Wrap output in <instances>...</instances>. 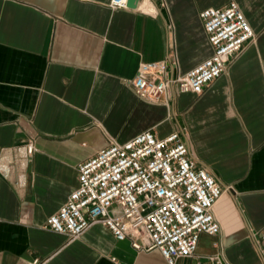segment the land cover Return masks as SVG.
Returning a JSON list of instances; mask_svg holds the SVG:
<instances>
[{
  "label": "crops",
  "instance_id": "crops-1",
  "mask_svg": "<svg viewBox=\"0 0 264 264\" xmlns=\"http://www.w3.org/2000/svg\"><path fill=\"white\" fill-rule=\"evenodd\" d=\"M0 0V264H166L100 224L68 240L45 227L77 184V166L111 142L176 133L224 189L218 233L174 264H264V0ZM235 3L254 33L195 96L139 99L140 63L184 73L211 54L198 14ZM175 71L168 70V75ZM31 141L21 160L15 149Z\"/></svg>",
  "mask_w": 264,
  "mask_h": 264
},
{
  "label": "built area",
  "instance_id": "built-area-1",
  "mask_svg": "<svg viewBox=\"0 0 264 264\" xmlns=\"http://www.w3.org/2000/svg\"><path fill=\"white\" fill-rule=\"evenodd\" d=\"M126 0H109L110 9H125ZM212 49L208 58L179 73L167 58L140 63L130 85L141 100L156 103L171 93L200 95L223 74L228 62L254 38L235 3L199 12ZM175 71L169 76L168 70ZM21 160L34 152L31 141L15 149ZM8 165L0 164L7 173ZM76 187L45 227L68 240L92 224L106 228L114 240L129 242L140 252L156 251L166 264L194 254L198 237L218 233L212 208L222 189L203 168H197L176 133L156 138L141 132L111 142L77 166ZM209 258L213 264H222Z\"/></svg>",
  "mask_w": 264,
  "mask_h": 264
},
{
  "label": "water",
  "instance_id": "water-1",
  "mask_svg": "<svg viewBox=\"0 0 264 264\" xmlns=\"http://www.w3.org/2000/svg\"><path fill=\"white\" fill-rule=\"evenodd\" d=\"M137 0H126L125 6L129 9H134L136 7Z\"/></svg>",
  "mask_w": 264,
  "mask_h": 264
}]
</instances>
